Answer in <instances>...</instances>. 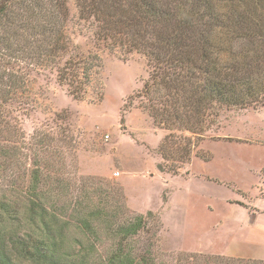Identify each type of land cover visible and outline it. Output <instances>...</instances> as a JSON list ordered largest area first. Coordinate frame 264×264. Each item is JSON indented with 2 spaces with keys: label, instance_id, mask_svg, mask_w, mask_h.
Listing matches in <instances>:
<instances>
[{
  "label": "trees",
  "instance_id": "obj_1",
  "mask_svg": "<svg viewBox=\"0 0 264 264\" xmlns=\"http://www.w3.org/2000/svg\"><path fill=\"white\" fill-rule=\"evenodd\" d=\"M76 6L82 20L95 22V47L146 59L148 76L137 98L168 131L157 150L164 161L166 147L190 160V139L176 131L200 134L224 107L264 105V0H76ZM67 16L65 0H0V64L26 59L56 66L67 55L58 80L82 100L100 59L71 44ZM9 76L16 80L15 73ZM14 158L0 146V264H164L136 245L153 213L131 214L119 187L104 179L61 178L60 164L51 174L29 168L22 190L20 176L7 173ZM179 167L157 169L176 175ZM43 168L51 170L50 162L43 160ZM72 185L83 202L74 205L73 223L64 219L68 204L61 200ZM71 227L79 237L67 236ZM102 240L111 241L104 254L95 244ZM184 264L264 262L205 257Z\"/></svg>",
  "mask_w": 264,
  "mask_h": 264
},
{
  "label": "rangeland",
  "instance_id": "obj_2",
  "mask_svg": "<svg viewBox=\"0 0 264 264\" xmlns=\"http://www.w3.org/2000/svg\"><path fill=\"white\" fill-rule=\"evenodd\" d=\"M65 6L64 32L81 51L97 54L100 68L81 100L58 80L67 55L56 66L26 59L0 64V146L15 153L7 173L20 176L24 190L29 168L51 174L63 164L56 172L61 178L104 179L119 187L131 214L153 213L136 245L158 262H264V105L224 107L200 134L176 131L190 139V160L166 147L170 157L164 161L157 150L168 131L153 123L142 109L144 99L137 98L148 76L146 59L136 52L118 58L95 47L93 18L79 17L76 0ZM158 164L180 169L162 173ZM72 186L61 199L71 223L74 205L82 202ZM77 235L71 227L67 236ZM110 243L95 242L97 252L104 254Z\"/></svg>",
  "mask_w": 264,
  "mask_h": 264
},
{
  "label": "built area",
  "instance_id": "obj_3",
  "mask_svg": "<svg viewBox=\"0 0 264 264\" xmlns=\"http://www.w3.org/2000/svg\"><path fill=\"white\" fill-rule=\"evenodd\" d=\"M114 175H117V173H115Z\"/></svg>",
  "mask_w": 264,
  "mask_h": 264
},
{
  "label": "crops",
  "instance_id": "obj_4",
  "mask_svg": "<svg viewBox=\"0 0 264 264\" xmlns=\"http://www.w3.org/2000/svg\"><path fill=\"white\" fill-rule=\"evenodd\" d=\"M161 142V141H160Z\"/></svg>",
  "mask_w": 264,
  "mask_h": 264
}]
</instances>
